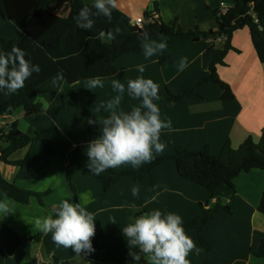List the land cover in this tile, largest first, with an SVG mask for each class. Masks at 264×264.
Wrapping results in <instances>:
<instances>
[{
  "label": "crops",
  "instance_id": "0c3cea01",
  "mask_svg": "<svg viewBox=\"0 0 264 264\" xmlns=\"http://www.w3.org/2000/svg\"><path fill=\"white\" fill-rule=\"evenodd\" d=\"M82 1L93 4V0ZM224 4L233 7L231 0H117L116 9L123 19L112 34L103 36V41L109 43L119 34L130 33L136 19L154 11L163 23H177L184 31L217 32L216 13L223 11ZM50 11L67 18L71 11L69 0H58ZM23 39L24 34L0 15V50L5 40L18 44ZM225 42L226 38L208 37L199 42L183 39L168 44L163 53L147 60L142 52L125 55L116 63V75L102 79V88L87 90L85 82L69 85L63 77L57 76L40 89L39 114L27 117L19 110L14 115L0 118L8 124L6 130L17 123L29 136L45 134L40 142L13 154L11 161H32L42 157L46 142L52 143V158L38 162L31 170L0 163V173L9 183L25 191L46 194L42 201L33 197L28 204H22L0 190V199H6L10 207V214L0 219V264H55V259L69 264H104L94 261L83 251L78 257L70 248L56 245L50 233L45 235L32 227L35 218L54 212L61 200L82 202L80 197L86 193L93 200L88 209L96 218L91 241H98L103 249L116 247L121 238L125 240L121 228L142 212L153 209L174 212L186 223L212 207L214 201L208 190L182 178L174 161L154 169L150 178L136 181L126 177L105 190L99 178L86 174L85 167L87 144L99 135V130L86 132L85 126L77 123L75 118L88 114L102 124L109 114L102 106L119 95L112 88V80L119 79L127 87L129 79L141 75L136 70L138 64L145 66L143 76L159 85L160 99L169 93L182 95L203 79ZM231 45L234 50L227 54L225 65L218 66L217 73L230 86L234 99L224 101L221 87L206 82L198 88L196 95L163 106L161 119H170L172 130L161 131V142L167 147L163 153H154V158L172 156L179 148L193 152L209 148L212 155L218 156L228 142L237 149L250 137L255 141L261 138L264 130V64L259 60L248 28L236 31ZM165 55H169L171 61L162 65L160 60ZM181 57H187L189 61L183 71L178 70ZM44 101L48 102L47 110L43 108ZM140 103L126 91L118 109L129 111ZM134 169L137 168L124 164L112 170L124 173ZM100 175L109 176V172ZM133 186L140 188L137 197L132 195ZM263 194L264 171L261 170L242 173L233 188L224 187L220 201L225 209L215 213L201 234L211 251L197 240L196 231L186 232L198 249L188 256L191 264H264V258L254 255L264 237V215L258 210ZM36 237L40 239L36 240Z\"/></svg>",
  "mask_w": 264,
  "mask_h": 264
},
{
  "label": "trees",
  "instance_id": "16d2710c",
  "mask_svg": "<svg viewBox=\"0 0 264 264\" xmlns=\"http://www.w3.org/2000/svg\"><path fill=\"white\" fill-rule=\"evenodd\" d=\"M57 2L58 0H0V15L24 34V39L18 44L13 41H3L1 50L9 52L12 48L19 47L26 52V59H31L41 68V71L38 74L34 73L25 81L24 87L16 93L7 94L6 91H0V118L14 115L19 110H23L27 117L39 114L41 112L40 89L57 76L63 77L69 85L86 82L92 77L104 79L115 76L116 63L120 58L142 52L144 34H148L152 40H157L163 34L168 37L170 45L183 39L199 42L202 38L208 37L215 40L226 38L224 47L212 60L203 79L192 85L182 95L169 93L166 98L160 99L158 101L160 109L167 104H175L196 95L198 88L206 82H213L221 87L224 101L234 99L230 86L219 78L217 68L225 65L224 60L227 54L234 50L231 40L238 30L249 29L259 60L264 64V0H231L233 7L229 8L226 13L222 11L216 13L217 32L184 31L177 23L165 24L159 18L153 23L146 22L142 29L130 27V33L119 34L109 43L103 41V36L112 34L123 19L120 11L113 10L111 20L103 16L94 17L93 29L85 31L76 26L74 17L78 15L81 8L92 7V5L85 4L82 0H69L70 14L67 18H62L50 11V8ZM150 17L151 14L146 13L145 18L149 20ZM170 61L169 55L163 56L160 60L162 65ZM89 119L93 118L88 114L75 118L77 123L85 126L86 132L99 130L102 124L97 122L95 125H89L87 123ZM44 137V133L34 137L29 136L19 129L17 123L8 130L1 129L0 163L31 170L38 162L49 161L52 158L50 141L46 142L42 157H37L32 161L10 160L13 154L33 143L40 142ZM169 161L176 163L178 173L182 178L208 190L214 201L213 206L204 209L199 218L183 225L186 232L196 231L197 240L207 251H211L212 248L204 242L201 234L209 221L214 218L215 213L225 209L220 201L222 189L224 187L233 188L235 180L242 173H250L253 170L264 171V130L258 141L250 137L237 149H234L228 142L218 156L212 155L209 148L200 152L179 148L172 156L156 157L146 166L129 172L116 173L108 169L109 176H95L89 172L86 174L99 178L104 189L109 190L111 186L126 177L136 181L150 178L154 169ZM0 190L9 198L22 204H28L33 197L42 201V198L46 196V194H36L19 189L5 180L1 173ZM258 210L264 215V194ZM91 242L94 251L89 255L94 261L104 264H135L130 252H138V249L130 248L123 238L116 247L109 249H103L98 241ZM254 255L264 258V237L258 252ZM55 264L69 263L55 259ZM139 264H148L147 257L142 255Z\"/></svg>",
  "mask_w": 264,
  "mask_h": 264
},
{
  "label": "clouds",
  "instance_id": "9594fccd",
  "mask_svg": "<svg viewBox=\"0 0 264 264\" xmlns=\"http://www.w3.org/2000/svg\"><path fill=\"white\" fill-rule=\"evenodd\" d=\"M117 6V0H93L92 7L81 8L74 17L76 26L85 31L91 30L95 24L94 17L103 16L111 20L112 12ZM167 47L168 37L163 34L157 40L150 39L148 34L142 36V54L145 60L163 53ZM26 55L19 47H14L9 52L0 50V91L14 94L24 87L25 81L34 73L41 71L38 64L25 58ZM188 65V58L181 57L178 70L183 71ZM136 70L141 75L129 79L127 87L119 79L112 80V88L119 95L102 106L109 114L100 125L99 135L89 141L86 147L85 167L92 175L99 176L108 169H116L124 164L138 168L151 162L154 153H163L167 147L161 142V131H171L172 122L170 119H161L159 85L143 76L144 64H138ZM85 83L87 90L104 86L100 77L88 78ZM126 91L133 99L141 102L129 111L118 109ZM48 106V102L44 101V110ZM87 123L95 125L97 121L89 119ZM131 191L137 197L140 188L133 186ZM80 200L82 202L76 203L61 200L54 212L32 221V227L45 235L50 233L56 245L70 248L78 257L82 251L85 255L94 251L91 240L96 230L95 214L88 209V205L93 203L91 195L86 193ZM9 214L7 200L0 199V219ZM183 225L184 221L179 214L159 209L134 216L121 228L129 247L138 249V252H130L132 261L139 264L143 255L147 257L148 264H191L188 256L198 249L193 239L186 234Z\"/></svg>",
  "mask_w": 264,
  "mask_h": 264
},
{
  "label": "built area",
  "instance_id": "2783aa9c",
  "mask_svg": "<svg viewBox=\"0 0 264 264\" xmlns=\"http://www.w3.org/2000/svg\"><path fill=\"white\" fill-rule=\"evenodd\" d=\"M228 7H226V5L224 4L223 5V13H226L227 11H228ZM159 19V15H158V13L157 12H153V13H151V17H150V19L149 20H147L145 17H141V18H138V19H136V21L134 22V25H133V27H137V28H139V29H142L143 28V26L146 24V22H148V23H153V22H155L156 20H158ZM7 116V115H6ZM2 118V117H1ZM9 126H8V124H6L5 122H2L1 120H0V130L1 129H7Z\"/></svg>",
  "mask_w": 264,
  "mask_h": 264
},
{
  "label": "water",
  "instance_id": "95a60500",
  "mask_svg": "<svg viewBox=\"0 0 264 264\" xmlns=\"http://www.w3.org/2000/svg\"><path fill=\"white\" fill-rule=\"evenodd\" d=\"M263 30V28H261Z\"/></svg>",
  "mask_w": 264,
  "mask_h": 264
}]
</instances>
